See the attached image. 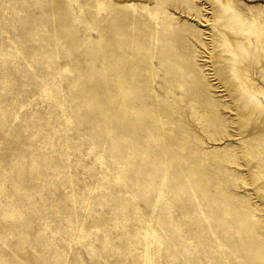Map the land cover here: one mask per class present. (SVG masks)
<instances>
[{
  "label": "rangeland",
  "instance_id": "1",
  "mask_svg": "<svg viewBox=\"0 0 264 264\" xmlns=\"http://www.w3.org/2000/svg\"><path fill=\"white\" fill-rule=\"evenodd\" d=\"M234 22L216 0H0V264H264V98L233 75L229 46L260 83Z\"/></svg>",
  "mask_w": 264,
  "mask_h": 264
},
{
  "label": "bare ground",
  "instance_id": "2",
  "mask_svg": "<svg viewBox=\"0 0 264 264\" xmlns=\"http://www.w3.org/2000/svg\"><path fill=\"white\" fill-rule=\"evenodd\" d=\"M216 2L222 13L224 14V17L231 23L232 21H235L233 24V29L235 32L252 34L256 41V47H254L253 54L255 63L254 74L258 76V78L260 79V83H257L250 77V64L244 59L245 57L249 58L250 56L246 50L242 49L241 55H238L235 50L230 48V46H227V52L231 53L234 57L235 71L233 72V75L241 86L244 95L249 98V101H257V103L261 105V102H259V97L264 98V24L260 22V19L264 20V11L256 9L257 14L252 13V19L249 25H247L243 14L241 12H238L234 7V3L244 4L240 0H216ZM248 7L250 8V10H253L254 8L252 5H248ZM112 71L113 86L118 73L116 72L117 69L115 67L112 69ZM124 75L130 77L123 78L122 76L120 78V81L116 82V84L122 88V90H120L121 92H124L125 94L131 96L129 97V102H131L134 95H139L140 97L143 94L142 90H144V86L140 82H138L137 79L134 78V76L129 75L128 73H124ZM133 82L138 88L137 92L133 87Z\"/></svg>",
  "mask_w": 264,
  "mask_h": 264
}]
</instances>
